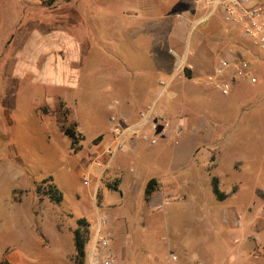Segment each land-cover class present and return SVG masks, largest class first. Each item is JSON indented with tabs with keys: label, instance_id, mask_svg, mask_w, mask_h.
<instances>
[{
	"label": "rangeland",
	"instance_id": "374dc122",
	"mask_svg": "<svg viewBox=\"0 0 264 264\" xmlns=\"http://www.w3.org/2000/svg\"><path fill=\"white\" fill-rule=\"evenodd\" d=\"M212 8V0H0V262L16 250L13 264H79L72 254L77 220H92L97 210L101 213L115 201L123 202V189L114 190L123 151L99 183L92 173L97 160L106 165L108 157L100 153L114 141L123 116L113 106H102L91 79L103 80L108 90L114 85L111 80H123V64H138L131 68L137 76L140 70L151 72L145 64H156L154 56H158L169 78L175 72L174 62L181 64L180 78L175 76L164 93H158L160 85L150 88L148 96H154L148 105L161 117L182 118L185 130L180 136L189 138L191 144L208 148L216 160L226 157L236 163L233 179L214 177L212 181L217 178L220 188L234 193L229 197L238 213L234 222L236 226L242 222L238 227L249 235L248 246L240 247L235 241L229 246L219 243L229 202H223L225 198L213 201L209 189L203 201L206 222L202 223L209 226L204 241L220 256L216 264H264V49L242 43L240 33L228 28L221 11L206 21ZM44 36L47 41H67L73 48L80 43L83 60L94 59L92 74L84 76L83 72L77 80L76 101L60 98L53 104L47 96L54 94V86L44 83L39 73H30L24 82L13 78L12 55L40 45ZM229 50L234 51V57L246 60L251 76H238L236 63H232L222 76L230 84L229 93L224 94L217 86L222 77L215 76L213 70ZM195 64L210 65L203 66L201 73ZM211 72L210 80L204 75ZM145 102H136L137 113L147 108ZM252 112H261L260 125L248 123L247 115ZM113 115L118 118L115 122L111 121ZM65 125L80 135L74 144L63 132ZM166 141L160 136L153 146L135 137L126 138L134 157L140 152L144 160L153 161L162 152L157 162L144 166L146 178L188 170L197 186L200 180H210L209 173L216 168L211 157L173 171L170 165L175 147H167ZM171 142L176 145L180 139L172 136ZM50 186L61 191L60 202L44 193ZM191 201L197 203L194 194ZM162 212L154 213L161 225L165 222ZM115 213L123 216V204ZM50 230L64 238L62 259L55 257L61 248L57 237L50 244L44 236V231ZM165 235L164 227L151 238L160 241ZM35 238L43 241L41 250ZM32 244L38 254L27 250Z\"/></svg>",
	"mask_w": 264,
	"mask_h": 264
},
{
	"label": "crops",
	"instance_id": "0c3cea01",
	"mask_svg": "<svg viewBox=\"0 0 264 264\" xmlns=\"http://www.w3.org/2000/svg\"><path fill=\"white\" fill-rule=\"evenodd\" d=\"M41 41L40 45L38 44V46L36 45L31 49H29V46L25 47L22 54L12 55L11 70H13V78L15 80L19 78L24 82L26 76L30 73H39L44 78V83L54 86V94L47 96L48 100L52 101L53 104L60 98L71 102L76 101L74 90L77 80L83 72L84 76L92 74L91 70L95 69L94 59L89 57L85 58V61L83 60L84 50L80 43L73 48L67 41L57 40V38L54 41H47L44 36ZM175 55L179 56L177 52H175ZM154 58L156 64H145L148 69H151V72L144 73L140 70V74L137 76H135V69L131 68L136 67L138 64H123V80L115 76L116 78L111 80L114 85L108 90H105L107 83H103V80L93 77L91 84L94 91L97 90L99 92V98L103 101L102 106L108 108L113 105L116 112L131 120L137 116V107L135 105L139 99L146 101L144 106H152L148 105L149 100L154 96H148L150 88L157 89L159 85L160 87L162 86L161 81L168 80L167 85L165 87L162 86L160 91H158L159 94L161 92L164 93L170 88L173 78L180 75V70L176 71L177 64L174 62L175 72L169 78L168 73L165 71V64H160L158 56H154ZM140 65L142 66V64ZM209 65L195 64V67L196 69L201 67V72L203 66L207 67ZM189 66L193 68L192 65ZM213 73L203 75L208 77ZM121 98L123 99L121 100ZM259 113L252 112L248 114V123L260 125L263 116ZM256 118L258 119L256 120ZM180 137L178 138L180 142L176 145L172 142L170 143V138H166V146L174 145L173 147H175L172 153L171 169L175 171L180 169L179 167L186 168L191 162L196 163L202 158L211 157L216 168L213 174L209 173V185L204 180H200L198 186L193 184L195 178L192 177V172H188V170L183 171L182 174L177 173L176 170L171 176L146 178L147 169L145 167L148 168L152 163L157 162L162 152H158L153 161L144 160L140 152H137L135 157L132 151L129 153L124 152L123 161L117 167L120 175L117 178L118 185L114 190L123 189V202L115 201L114 204L109 205V208L104 211L107 212L110 219L113 246L128 264H154L157 261L167 264H216L220 258L214 247L207 245L209 241H204V239H207L206 227L209 228V226L206 225L207 223H202V221L206 222L203 201L208 198V189L213 192L212 200L217 201L212 178L217 177L222 181V179L230 176L233 179L234 176L231 172L236 170L234 169V164L236 163L226 160V157L216 160L212 157L208 148L201 149V147H198L199 145L191 144L189 138ZM102 151L100 155H102ZM218 153H221V150H218ZM221 156H223L222 153ZM130 157H134L135 160ZM140 159H142L141 163H139ZM223 160L227 161V168L224 167ZM145 161L146 163H144ZM97 170V166L92 167L93 172ZM151 179H156L158 183L156 190L146 199V187ZM193 186L196 187V191H192ZM220 189L223 193L225 192V201L223 202L229 203L224 208L222 217L223 230L219 234L221 237L219 243L223 246H229L231 245L230 241H235L238 246L243 248L246 246L247 248L249 235L245 234L246 230L241 229L238 225L236 226L237 221L234 222V217L238 214L236 205L231 203L232 199L229 201V197L234 193L223 190L222 186ZM192 194L196 196V204L191 201ZM134 198H138V201L134 202ZM122 204L123 216L115 213L116 207ZM158 210L160 212L163 211V218H165V222L162 225L159 217H154V213L158 215ZM99 214L97 210L92 220L85 218L91 224V228L94 226V221L96 222ZM132 214L134 215L132 216ZM209 214H212V212H209ZM150 218L154 221L149 222L148 219L150 220ZM164 227L166 235L162 236L160 241L153 239V237L151 238V236L155 237L161 232ZM44 236H48L50 244L57 237L56 242L61 248L55 257L62 259L66 253L64 248L65 241L62 235L58 231L50 230L44 231ZM42 242L35 238V243H38L40 250L41 247L43 248ZM72 244V254H74V240ZM33 245L27 246V250L32 254H38V250ZM172 253L178 255V261L170 260V254ZM15 255L16 250H13L10 256L4 259L15 263Z\"/></svg>",
	"mask_w": 264,
	"mask_h": 264
},
{
	"label": "built area",
	"instance_id": "2783aa9c",
	"mask_svg": "<svg viewBox=\"0 0 264 264\" xmlns=\"http://www.w3.org/2000/svg\"><path fill=\"white\" fill-rule=\"evenodd\" d=\"M212 7L211 12L205 18L206 21L214 13L221 11L228 28L230 27L232 31L234 30L240 33L242 43L246 45L250 43L251 45L264 49V0H212ZM170 52L175 54L172 49H170ZM232 52L234 51L229 50L230 54L222 58L214 70V75L222 77L225 69L232 63H236L234 65L238 76H251L246 70V60L234 57ZM180 69L181 64H177L176 71ZM211 76L212 75H209L210 80L212 79ZM252 81L256 82V78L253 77ZM167 82L168 80L161 81L160 83L165 87ZM217 86L224 94H228L230 91V84L226 83L223 77L217 82ZM117 120V116L113 115L111 117L112 122ZM121 122L123 125L120 123L115 128L114 141L107 145L102 151V155L108 157L106 165L104 166L97 160L96 166L98 170L96 172L92 171L97 177L98 183L120 151L128 153L131 151L126 143L127 137H135L156 146L160 136L170 139L172 136L179 138L185 130L182 118L161 117L156 113L153 106L140 110L133 120L123 116ZM85 180L88 181L89 176H85ZM241 225L242 222L239 220L238 226ZM170 260L178 261L179 257L177 254L172 253L170 254ZM86 264H128L124 261L119 251L113 246L110 219L108 214L104 211L98 215L95 225L91 228L90 239L86 249ZM154 264L167 263L157 261Z\"/></svg>",
	"mask_w": 264,
	"mask_h": 264
},
{
	"label": "trees",
	"instance_id": "16d2710c",
	"mask_svg": "<svg viewBox=\"0 0 264 264\" xmlns=\"http://www.w3.org/2000/svg\"><path fill=\"white\" fill-rule=\"evenodd\" d=\"M54 1L56 0H48L49 3H53ZM63 132L72 139L73 144L80 138V135L77 136L75 130L70 125L63 126ZM47 181L49 180L46 179L45 182ZM217 182L218 179L215 178V181L213 182L214 192L218 199L223 200L225 198V194L221 191ZM157 183L158 182L156 179H151L148 182L146 187V199H148L149 196L156 190ZM44 193L49 194L57 202H60L62 200L61 191L54 188L53 186H50L47 189L45 188ZM76 224V228H74L73 230V240L75 247L74 260L76 263L86 264V249L90 239L91 224L85 218L78 219ZM0 264L13 263L9 262L6 259H3Z\"/></svg>",
	"mask_w": 264,
	"mask_h": 264
}]
</instances>
